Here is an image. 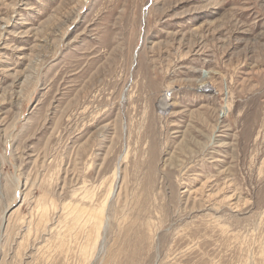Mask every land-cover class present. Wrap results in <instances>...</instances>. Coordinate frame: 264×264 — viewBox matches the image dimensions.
Instances as JSON below:
<instances>
[{"label": "rangeland", "instance_id": "rangeland-1", "mask_svg": "<svg viewBox=\"0 0 264 264\" xmlns=\"http://www.w3.org/2000/svg\"><path fill=\"white\" fill-rule=\"evenodd\" d=\"M0 264H264V0H0Z\"/></svg>", "mask_w": 264, "mask_h": 264}, {"label": "bare ground", "instance_id": "bare-ground-1", "mask_svg": "<svg viewBox=\"0 0 264 264\" xmlns=\"http://www.w3.org/2000/svg\"><path fill=\"white\" fill-rule=\"evenodd\" d=\"M80 207V206H79ZM104 207V206H103ZM104 209V208H103ZM100 210V211H98V212H95L94 214L96 215V216H99V217H101V216H103V214H105V211L104 210ZM93 214V215H94ZM104 219V218H103Z\"/></svg>", "mask_w": 264, "mask_h": 264}]
</instances>
